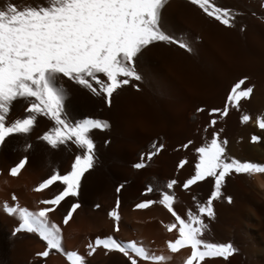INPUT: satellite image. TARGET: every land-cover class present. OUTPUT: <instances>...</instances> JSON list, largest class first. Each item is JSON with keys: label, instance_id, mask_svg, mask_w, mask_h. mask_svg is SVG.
I'll list each match as a JSON object with an SVG mask.
<instances>
[{"label": "bare ground", "instance_id": "obj_1", "mask_svg": "<svg viewBox=\"0 0 264 264\" xmlns=\"http://www.w3.org/2000/svg\"><path fill=\"white\" fill-rule=\"evenodd\" d=\"M250 1L259 11L228 7L238 15L234 27L227 28L189 0H169L162 13L164 26L174 39L186 40L192 51L178 44L150 45L138 64L144 79L132 81L114 93L111 105L103 95L96 96L63 79L69 93L64 117L69 122L94 118L109 123L107 129L90 133L96 145L94 166L82 178L78 196L66 198L49 214L51 221L63 227L65 251L85 255L90 264H130L123 254L117 251L105 254L102 248L87 256L89 243L97 236L111 235L125 243L137 241L158 255L170 257L164 264H185L190 249L174 254L167 247L168 241L178 236L177 229L169 232L166 227L177 223L175 217L159 203L147 209L135 207L145 199L161 198L156 191L147 193V187L166 190L163 186L176 179L178 184L167 190L175 194V211L182 218L187 217L189 210L196 213L197 202H206L214 191V178L187 190L182 185L195 174L199 162L197 149L210 143L214 132L229 141L228 156L264 163L263 142L253 143L251 139L255 135L252 124L260 117L251 98L242 101L239 109L230 108L226 117L212 113V109L224 108L231 87L240 79L248 77L246 85L263 82L260 73L264 68V0ZM24 107V102H16L12 118L22 116ZM244 114L250 116L247 123L242 122ZM212 119L217 121L214 127L210 126ZM54 126V121L39 116L29 137L12 138L0 152V168L5 173L0 176V205L7 201L38 211L46 207L40 200L50 199L61 190L62 185H54L42 193L32 190L50 174L51 168L67 174L75 156L84 151L72 142L51 149L37 139ZM26 142L33 145L27 153L23 151ZM153 145L162 147L149 160ZM24 155L30 156V165L18 179L7 176V169ZM181 161H186L182 168ZM141 162L145 166L136 168ZM221 192L222 198L213 202L215 218L205 217L209 225L206 239L231 241L239 252L227 261L216 258L208 264H264V176L249 180L233 174L226 177ZM13 194L17 197L15 202L11 199ZM228 196L233 199L231 204L227 202ZM117 200L121 215L119 232L114 230L116 222L108 215L116 208ZM76 202L81 208L69 225L63 226L65 212ZM17 224L16 217L0 208V264H69L66 255L55 250L47 258L38 257L36 254L46 248L45 242L36 234L12 236Z\"/></svg>", "mask_w": 264, "mask_h": 264}, {"label": "snow or ice", "instance_id": "obj_2", "mask_svg": "<svg viewBox=\"0 0 264 264\" xmlns=\"http://www.w3.org/2000/svg\"><path fill=\"white\" fill-rule=\"evenodd\" d=\"M189 2L221 25L234 27L238 15L234 10L218 6L216 0ZM168 3L169 0H32L31 3L0 0V152L5 150L12 138L29 137L39 116L48 117L55 126L37 137L38 140L51 149L72 142L84 150L75 156L71 171L61 174L58 168H51L50 174L32 189L42 193L54 185L63 186L52 198L39 201L46 207L30 211L19 203L5 201L0 205L4 213L18 220L12 236L36 234L45 242L46 248L36 254L38 257L47 258L55 250L66 255L69 264H90L85 255L65 251L63 227L51 221L49 214L55 212L66 198L78 196L82 178L94 166L96 145L90 133L92 130L107 129L109 123L94 118L69 122L64 117V103L69 93L63 79L67 78L96 96L103 95L111 105L114 93L132 81L144 79L138 64L144 50L150 45L158 42L178 44L180 48L192 51L186 40L174 39L164 26L162 13ZM247 80L248 77H244L236 82L231 87L224 108L212 109V113L226 117L230 108L239 109L242 101L248 100L256 87L254 84L246 85ZM18 101L25 104L24 114L12 118L11 113ZM249 120L248 114L242 116V122ZM216 123V119H212L210 126L214 127ZM257 124L264 130V117H258ZM251 139L253 143L260 141V137L255 135ZM228 143L227 139L220 138L219 132H214L210 143L197 149L199 162L195 165V174L182 186L187 190L198 182L214 178V191L206 202H197L196 213L189 210L187 217L182 218L175 211V194L167 190L178 184L176 179L169 180L163 186L166 190L147 187V193L156 191L160 194L158 201L145 199L135 205L137 209H147L159 203L175 217L177 223L166 227L169 232L177 229L178 236L174 241H168L167 247L174 254L182 249H190L185 264H208L216 258L227 261L239 252L231 241L206 239L209 225L205 217L215 218L213 202L222 198L221 189L226 177L235 174L251 180L264 176V163L228 156ZM161 147L153 145L154 150L147 159L150 160ZM32 148V143L26 142L23 151L27 153ZM185 163L181 161L179 167L182 168ZM29 165L30 156L24 155L7 169V176L18 179ZM144 166L143 162L135 165L136 168ZM4 174V169L0 168V176ZM11 199L17 201L16 195L13 194ZM227 202H233L231 196L227 197ZM119 207L120 201L117 200L116 208L108 213L116 222V232L120 231ZM80 208L79 202L71 204L63 216V226L69 225ZM100 248L105 254L111 251L123 254L130 264H140V261L164 264L170 259L150 251L137 241L125 243L111 235L104 238L97 236L88 244L87 256H92Z\"/></svg>", "mask_w": 264, "mask_h": 264}, {"label": "rangeland", "instance_id": "obj_3", "mask_svg": "<svg viewBox=\"0 0 264 264\" xmlns=\"http://www.w3.org/2000/svg\"><path fill=\"white\" fill-rule=\"evenodd\" d=\"M243 1L247 2V3H242L240 0H216V3L218 4V6H222V7H231V8H239V9L241 7V8H244L245 10L250 11L252 13H257V11H259V9H256L255 3H253L252 1H250V0H243ZM260 78H261L260 80L263 82H258V81L252 82L254 85H256V87L254 89L253 95L250 98H251L253 104L258 108L260 117H264V112H263L264 111V103H263L264 102V97H263L264 96V85H263L264 84V80H263L264 79V68H262V71L260 73ZM252 83H251V85H252ZM258 101H260V102H258ZM252 127L254 129L255 136H259L260 142L261 143L263 142L262 145H264V130H262L258 127L257 121L253 122Z\"/></svg>", "mask_w": 264, "mask_h": 264}]
</instances>
